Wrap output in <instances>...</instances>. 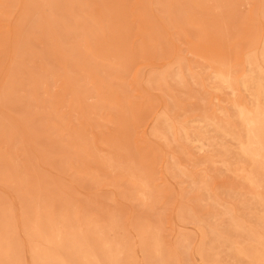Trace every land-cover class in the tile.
<instances>
[{
	"label": "rangeland",
	"instance_id": "1",
	"mask_svg": "<svg viewBox=\"0 0 264 264\" xmlns=\"http://www.w3.org/2000/svg\"><path fill=\"white\" fill-rule=\"evenodd\" d=\"M0 264H264V0H0Z\"/></svg>",
	"mask_w": 264,
	"mask_h": 264
}]
</instances>
